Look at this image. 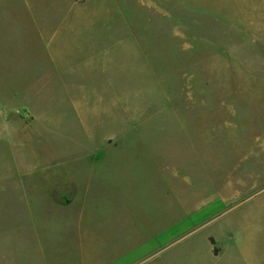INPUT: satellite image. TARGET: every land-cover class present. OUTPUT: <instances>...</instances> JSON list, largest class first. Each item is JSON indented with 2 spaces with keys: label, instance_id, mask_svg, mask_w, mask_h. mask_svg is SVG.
Here are the masks:
<instances>
[{
  "label": "rangeland",
  "instance_id": "rangeland-1",
  "mask_svg": "<svg viewBox=\"0 0 264 264\" xmlns=\"http://www.w3.org/2000/svg\"><path fill=\"white\" fill-rule=\"evenodd\" d=\"M0 264H264V0H0Z\"/></svg>",
  "mask_w": 264,
  "mask_h": 264
}]
</instances>
